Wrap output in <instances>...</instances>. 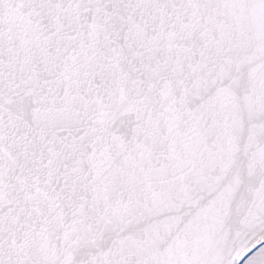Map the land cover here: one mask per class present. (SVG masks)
Here are the masks:
<instances>
[{
	"label": "snow or ice",
	"instance_id": "6c2138e0",
	"mask_svg": "<svg viewBox=\"0 0 264 264\" xmlns=\"http://www.w3.org/2000/svg\"><path fill=\"white\" fill-rule=\"evenodd\" d=\"M0 264H264V0H0Z\"/></svg>",
	"mask_w": 264,
	"mask_h": 264
}]
</instances>
